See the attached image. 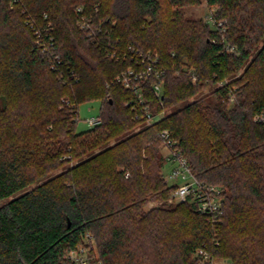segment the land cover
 Listing matches in <instances>:
<instances>
[{
	"label": "trees",
	"instance_id": "trees-1",
	"mask_svg": "<svg viewBox=\"0 0 264 264\" xmlns=\"http://www.w3.org/2000/svg\"><path fill=\"white\" fill-rule=\"evenodd\" d=\"M164 1L201 4L0 0V264H75L70 251L88 244L92 264H199L202 247L214 264H264V123L254 121L264 111V0H206V20L165 15ZM79 7L94 38L78 26ZM28 15L43 31L51 22L54 50L37 44ZM129 47L156 52L165 68L162 98L153 78L143 83L163 114L151 126L115 82L135 67ZM95 100L101 124L77 133L79 104ZM165 130L193 174L222 188L219 224L168 203ZM151 200L161 205L147 211Z\"/></svg>",
	"mask_w": 264,
	"mask_h": 264
},
{
	"label": "built area",
	"instance_id": "built-area-1",
	"mask_svg": "<svg viewBox=\"0 0 264 264\" xmlns=\"http://www.w3.org/2000/svg\"><path fill=\"white\" fill-rule=\"evenodd\" d=\"M15 1L18 2L20 0ZM77 11L80 15L78 26L92 38L95 31L93 28V17L88 16L83 7H79ZM45 18H48L47 14H45ZM28 24L34 30L36 42L42 47L43 52H50V50L55 49L56 42L55 37L52 35L53 28L51 22L47 23L43 31L33 17L28 15ZM171 54L172 56L175 55L174 52ZM122 55L125 57L127 55L133 56L136 59L135 67L122 72L117 76L115 82L131 93L132 97L129 100L128 106H131L136 111V118L143 121L146 126H151L160 120L163 114H154L151 111L150 106L144 99L143 83L153 78L151 85L152 93L155 97L162 98L164 94L163 77L165 75V68L160 65V58L156 52H144L129 47L128 51H124ZM111 57L118 58L116 53H112ZM59 59V56L53 57L54 61H59ZM55 67L56 64L53 65V68ZM254 121L264 123V111L256 114ZM87 124L90 128H93L101 124V118H90ZM160 137L163 148L166 151L165 164L171 167L170 172L164 176L166 183L173 186L168 203L175 205L189 202L194 206L195 212L204 216L209 223L213 225L219 224L224 214V194L222 188L202 182L193 174L188 160L176 146L177 142L171 137L168 130L161 132ZM90 250L89 244L87 246H79L77 249L70 251L69 259L75 262V264H92L89 257ZM196 257L199 259V264H209L211 262L214 264L211 254L204 247L196 251ZM225 264L231 263L227 262Z\"/></svg>",
	"mask_w": 264,
	"mask_h": 264
},
{
	"label": "rangeland",
	"instance_id": "rangeland-1",
	"mask_svg": "<svg viewBox=\"0 0 264 264\" xmlns=\"http://www.w3.org/2000/svg\"><path fill=\"white\" fill-rule=\"evenodd\" d=\"M213 10H214V8H213ZM213 10L212 11L210 10L206 0H201V4H199V5H185V6H180V7H176V8H173L170 3H168L167 1H164L165 15H168L172 11L178 12L180 17L187 19V20H204V19L206 20L208 18V16H210V14L213 12ZM101 106H102V102L100 100L84 102V103L79 104V106H78L79 120H78L77 125H76V132L77 133H82V132H85V131L90 129V127L87 124V121L90 118L99 117L100 111H101ZM61 108H62V106H61ZM138 129L139 128H137V130ZM111 144H114V141H112ZM165 153H166V151L162 147L161 148V154H162L163 159L165 158ZM68 159H70V158L68 157ZM78 161L79 160H72L69 165L73 166V165L77 164ZM164 161H165V159H164ZM170 170H171L170 165L165 164L164 172L166 174H168L170 172ZM60 172H62V170L58 171L55 174H58ZM125 177L129 178L130 177L129 173H126ZM160 205H161V202L151 200L145 204L144 209L148 211V210H150L154 207H158ZM215 262H216V264L227 263L226 260H222V259H219L218 261H215Z\"/></svg>",
	"mask_w": 264,
	"mask_h": 264
}]
</instances>
